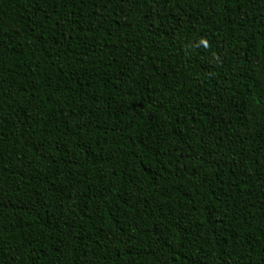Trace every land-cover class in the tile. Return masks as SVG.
Masks as SVG:
<instances>
[{
	"label": "trees",
	"instance_id": "obj_1",
	"mask_svg": "<svg viewBox=\"0 0 264 264\" xmlns=\"http://www.w3.org/2000/svg\"><path fill=\"white\" fill-rule=\"evenodd\" d=\"M0 264H264V0H0Z\"/></svg>",
	"mask_w": 264,
	"mask_h": 264
}]
</instances>
